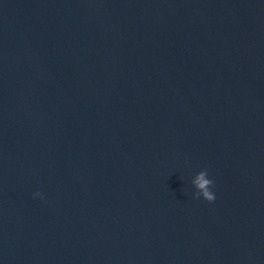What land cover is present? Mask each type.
I'll list each match as a JSON object with an SVG mask.
<instances>
[{"label":"water","instance_id":"obj_1","mask_svg":"<svg viewBox=\"0 0 264 264\" xmlns=\"http://www.w3.org/2000/svg\"><path fill=\"white\" fill-rule=\"evenodd\" d=\"M0 264H264V0H0Z\"/></svg>","mask_w":264,"mask_h":264},{"label":"clouds","instance_id":"obj_2","mask_svg":"<svg viewBox=\"0 0 264 264\" xmlns=\"http://www.w3.org/2000/svg\"><path fill=\"white\" fill-rule=\"evenodd\" d=\"M193 183L197 189L195 196L202 197L203 199L212 202L216 199V193L213 191L214 181L210 178L207 169L201 170L196 174ZM43 192L37 190L32 193L34 198L39 197L43 198Z\"/></svg>","mask_w":264,"mask_h":264}]
</instances>
